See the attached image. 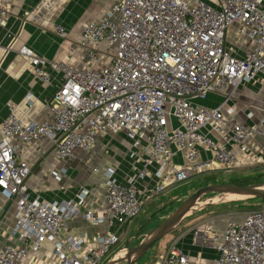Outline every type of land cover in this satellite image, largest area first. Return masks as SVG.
<instances>
[{
	"label": "built area",
	"instance_id": "1",
	"mask_svg": "<svg viewBox=\"0 0 264 264\" xmlns=\"http://www.w3.org/2000/svg\"><path fill=\"white\" fill-rule=\"evenodd\" d=\"M13 1L0 0V28ZM232 26L234 43L247 47L242 54L227 45ZM54 29L67 37L63 26ZM79 49L82 68L35 55L27 46L18 50L36 79L48 83L59 72L62 82L44 101L42 122L23 124L16 104H7L0 125V194L13 203L9 235L18 243L0 248V264H14L46 241L52 250L45 264H102L121 240L118 232L58 238L80 213L87 190L53 201L29 194L31 166L23 149L40 138H48L54 156L64 161L77 151L89 154L97 137L108 132L123 133L131 142L133 174L119 182L108 168L104 209L83 213L91 224L109 227L129 224L146 200L195 176L264 165V109L257 124L226 128L224 118V105L240 84L257 78L264 83V0H218L216 6L204 0H111L98 19L83 24L70 51ZM209 93L222 95V101L214 107L197 103ZM32 97L26 94L29 102ZM177 152L182 163L173 161ZM202 152L210 157L202 158ZM143 182L149 185L138 190ZM191 233L193 243L216 252L211 264H264V207L228 218L222 229L201 220ZM159 264L195 263L171 242Z\"/></svg>",
	"mask_w": 264,
	"mask_h": 264
},
{
	"label": "crops",
	"instance_id": "2",
	"mask_svg": "<svg viewBox=\"0 0 264 264\" xmlns=\"http://www.w3.org/2000/svg\"><path fill=\"white\" fill-rule=\"evenodd\" d=\"M204 1L218 5V0ZM110 5L111 0L13 1L11 16L6 25L0 28V125L7 115L9 101L16 104V113L23 124L44 121V101L52 97L62 82L59 72H53L48 83L36 79L29 59L18 53L19 48L27 46L35 55L82 68L86 64L84 50L71 52V45L78 41L83 24L98 19ZM57 24L67 30L65 39L56 35L54 28ZM230 30H234V27ZM230 40L235 46L231 34L227 42L230 43ZM228 47L232 48L229 45ZM235 52L242 54L236 50ZM29 92L33 96L31 102L26 99ZM222 99V95L209 93L200 102L202 106L214 107ZM260 109H264V83L257 78L255 81L240 84L224 105L225 127L229 128L232 123L257 124L263 115ZM248 113H251L252 117H247ZM214 139L220 141L222 137L216 134ZM257 141L259 138L255 137L254 142ZM130 149L129 140L120 132H108L98 136L89 154L77 151L73 158L65 161L54 156L48 138H40L24 147L23 154L31 166V172L25 182L31 196L38 195L43 201L64 200L74 198L83 188L87 190L80 213L67 221L66 228L58 234L59 239L64 240L68 236L81 234L92 238L96 234L123 230L122 226L116 223L110 227L105 223L91 224L83 217V213L87 210L99 212L104 209L105 172L108 168L114 170V176L119 182H125L127 177L133 174L137 164L129 156ZM209 157L210 153L202 152V158ZM173 161L182 163L181 153L177 152ZM60 169H63L64 173L55 175ZM143 185L149 183L143 182L136 188L141 190ZM147 202L149 201L146 200L144 205ZM14 213L13 203L6 201L0 194V248L18 243L16 238L9 235L14 224ZM228 218L230 217H196L191 219V222L178 224L179 227L174 228L177 230L165 239L166 245L164 244L160 257L155 261L146 259L139 264H159L167 245L171 242H175L192 263L211 264L217 256L216 252L208 246L193 243L192 227L201 220L211 219L214 228L222 229ZM51 250L52 243L43 242L37 252H31L14 264H45L49 261Z\"/></svg>",
	"mask_w": 264,
	"mask_h": 264
},
{
	"label": "rangeland",
	"instance_id": "3",
	"mask_svg": "<svg viewBox=\"0 0 264 264\" xmlns=\"http://www.w3.org/2000/svg\"><path fill=\"white\" fill-rule=\"evenodd\" d=\"M229 33L235 37L233 30H230ZM229 42L230 43L227 42V44L235 49L238 53H243L247 49L245 43H239V45H236L233 42L235 45L233 46L232 40ZM200 100L201 99H198L197 102L201 104ZM224 182H238L264 186V165L238 166L231 171L220 169L208 174H200L191 178L190 181L174 187L165 194L149 199V202L144 205L141 213L135 217L133 221L127 225H122L123 230L120 229V232H118L121 240L119 241L118 245H116L109 253L102 264H106L112 258V260H116L117 258L123 256L126 249L138 243L149 232H151L175 209V207L184 198L192 194L197 188L203 185ZM198 202L200 203L195 205L194 208L189 213H187V215H185V217L180 221L179 225L182 223L185 224L186 222H191V219H194L197 216L235 217L243 214L244 212L264 207V199L238 198L219 194H206L202 196ZM179 225L176 228H178ZM175 230L177 229L169 231L165 236L158 240L144 253L140 260L135 263H143L146 259H150L151 261L158 259L160 257V253L166 245L165 239H167L168 236H170V234ZM114 264H123V262Z\"/></svg>",
	"mask_w": 264,
	"mask_h": 264
},
{
	"label": "water",
	"instance_id": "4",
	"mask_svg": "<svg viewBox=\"0 0 264 264\" xmlns=\"http://www.w3.org/2000/svg\"><path fill=\"white\" fill-rule=\"evenodd\" d=\"M206 194L264 199V186L227 182L203 185L184 198L165 219H163L138 243L126 249L123 256L116 260H112V258L106 264H114L118 262H123V264H134L137 262L151 246L169 231L176 228L185 215H187V213H189L197 204V201Z\"/></svg>",
	"mask_w": 264,
	"mask_h": 264
},
{
	"label": "trees",
	"instance_id": "5",
	"mask_svg": "<svg viewBox=\"0 0 264 264\" xmlns=\"http://www.w3.org/2000/svg\"><path fill=\"white\" fill-rule=\"evenodd\" d=\"M232 183H238V182H232ZM240 184H244V183H240ZM249 199H253V198H249ZM259 199H261V198H259ZM197 218L199 219V218H201V216H197Z\"/></svg>",
	"mask_w": 264,
	"mask_h": 264
},
{
	"label": "bare ground",
	"instance_id": "6",
	"mask_svg": "<svg viewBox=\"0 0 264 264\" xmlns=\"http://www.w3.org/2000/svg\"><path fill=\"white\" fill-rule=\"evenodd\" d=\"M199 203H200V202L197 201V204H199ZM197 204H196V205H197ZM193 208H194V207H193Z\"/></svg>",
	"mask_w": 264,
	"mask_h": 264
}]
</instances>
